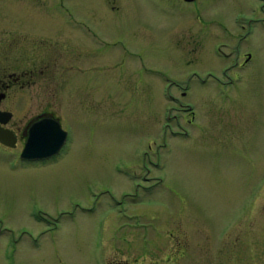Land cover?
Returning <instances> with one entry per match:
<instances>
[{
	"label": "rangeland",
	"instance_id": "obj_1",
	"mask_svg": "<svg viewBox=\"0 0 264 264\" xmlns=\"http://www.w3.org/2000/svg\"><path fill=\"white\" fill-rule=\"evenodd\" d=\"M261 2L0 0V37L52 66L2 106L68 132L46 162L0 144V264H264Z\"/></svg>",
	"mask_w": 264,
	"mask_h": 264
},
{
	"label": "flooded vegetation",
	"instance_id": "obj_2",
	"mask_svg": "<svg viewBox=\"0 0 264 264\" xmlns=\"http://www.w3.org/2000/svg\"><path fill=\"white\" fill-rule=\"evenodd\" d=\"M184 1L195 2L197 0H184ZM113 7L117 8V6H113ZM259 7L260 8L258 9L257 13H261L262 11H264V0H262ZM258 19L260 20V23L262 24L264 23V17L261 16L260 14L258 15V17L257 16L251 17V19H249V22L253 23V22H256ZM241 26L244 27L243 24H241ZM244 30H245L244 33L238 37L231 36V40L232 41L235 40V43L233 46H231L232 48H230L228 52H223L220 50V47L218 48L219 55L230 56V55H233L232 53L234 52V55H233L234 57L232 59H229L230 63L226 66H223V68L220 70L223 76H227V75L229 76L228 71L236 67L238 68L240 66L243 67L251 57L249 52L247 51L242 52L240 49L241 44L244 43L247 38V35H245L247 33V30L246 29ZM229 45H231V43ZM26 50H31V53L33 52V54L31 55L32 58H30L29 60L30 62L29 66L27 64H22V66L18 68L17 65L10 64L11 62L9 61V59L12 55V51L22 54ZM243 55H244V59L240 60V58ZM46 60L47 58H44L42 54L38 52V49L36 50V47H34L33 44H29L26 42H21V43L12 42L10 39H6L5 37H0V110L4 111V114H1L2 116L1 118L3 119L6 118L4 122H1V125L11 130L15 136V143L13 145L4 144L2 142H0V144L4 145L6 148H9V149L17 148V146L21 144L18 150L19 156L27 140L29 129L35 121L39 120L40 118L44 116L54 117L59 120H60V117L52 111L42 110V111H38L30 115L29 117L26 118L24 122L17 124V122H14L12 120L13 111L7 109L6 107H3L2 101L3 100L5 101L6 99L10 98L11 89L24 88L27 85H31L32 83H37L40 78L39 72H42L44 69L52 70V66L50 62H46ZM8 61H9V64H8ZM11 65H14L16 67L11 68L13 67ZM71 65L72 64H70V66ZM206 73L212 74V71L210 69H207ZM216 80L222 81V79L219 77H217ZM232 80H233L232 77L229 76V82H232ZM187 108H190V107H187ZM67 136H68V132H67ZM49 158L51 157L33 158V159H26V160H28L29 162L31 161L46 162L50 160ZM186 252H187L186 249H184L183 247L181 250L179 249V253H181V256H184ZM237 258H240V255H237L236 251L234 250H230L229 252L227 251L225 258H222L221 264H237V260H236Z\"/></svg>",
	"mask_w": 264,
	"mask_h": 264
},
{
	"label": "water",
	"instance_id": "obj_3",
	"mask_svg": "<svg viewBox=\"0 0 264 264\" xmlns=\"http://www.w3.org/2000/svg\"><path fill=\"white\" fill-rule=\"evenodd\" d=\"M2 112L0 111V141L13 145L15 143L14 134L1 125V122L6 119L1 118V114H4ZM66 137L67 131L62 128L58 119L44 116L31 125L27 140L21 151V157L43 158L51 156L61 149Z\"/></svg>",
	"mask_w": 264,
	"mask_h": 264
}]
</instances>
